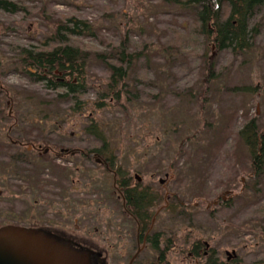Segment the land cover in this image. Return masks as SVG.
<instances>
[{
  "label": "rangeland",
  "instance_id": "1",
  "mask_svg": "<svg viewBox=\"0 0 264 264\" xmlns=\"http://www.w3.org/2000/svg\"><path fill=\"white\" fill-rule=\"evenodd\" d=\"M27 1L35 5L50 3L56 13L74 14L88 20L94 28L109 31L112 42H118L123 30L129 29L135 44L155 34L157 28L167 27L172 18L170 15L176 17L180 12L173 7L157 6L149 0H111L112 13L106 19L99 17L103 10L95 11L93 6L86 4L87 0ZM40 24L24 19L20 14L12 16L0 11V86L8 89L12 100L0 97V159L6 156V152L11 153L2 148L9 143V128L12 124H18L17 130L12 131V139L23 143H28L25 140L29 137L34 136L39 140L43 136L50 143L48 147H54L53 142L65 143L69 135L77 134V138L69 141L84 145L86 138L81 129L88 124L87 119L96 113L89 108L81 116L67 118L69 112L60 109L51 111L41 104L43 100L38 94L30 91L32 87L41 88L43 85L30 80L14 65L19 52L16 46H39L41 38L47 34L45 27ZM27 28L31 31H26ZM110 30L118 34H111ZM83 40L86 46L97 47L99 44L96 38L90 36ZM155 42L156 51L158 42ZM208 43L198 38L191 46V57L183 56L172 63L159 53L146 57L134 67L133 73L146 70L150 80L149 94L157 97L135 104L128 109L127 115L110 107L98 113L96 121L101 123L110 149L117 151L119 158L131 170L144 165L159 169L161 166L173 165L179 178V184L173 185V191L178 192L179 201L191 209L198 204L195 211L185 212L184 215L189 214L190 217L183 215V218L177 219L165 213L157 221V230L175 229L177 240L182 238L183 243L188 234H193L194 238L209 244V252L217 251L218 264H259L257 261L264 258L263 229L250 222L251 218L244 212L260 200L256 183L250 179L249 153L236 140L235 133L242 129L246 120L264 118V29L253 50L240 56L218 52ZM208 60L214 62L213 80L207 70ZM99 70L96 63L87 70L91 83V90L87 94L90 104L96 102L98 86L103 83L97 72ZM199 94H205L204 101H197ZM7 102H11V108ZM9 112L12 118L8 117ZM53 112L66 118L67 123L62 122L61 118L57 119ZM49 134L54 137L51 139ZM188 137L191 139L187 140ZM10 150L15 153L17 150L23 151L21 148ZM36 157L34 154L29 155L33 165L30 172H20L19 167L0 163V193H5L0 198V227L17 221H37L49 215L47 219L50 223H63L70 231H79L111 249L109 264H128L129 257L135 252L132 245L135 232L133 226L123 221L119 214L110 216L107 213L109 209H117L108 194V174L101 168L85 164L81 159L75 160L78 164L73 160L74 164L66 165L69 169H74V166L81 168L74 178L82 183V187L75 191L76 194L65 190L67 195L64 201H60L58 191L52 188L66 180L56 176L52 168L47 167L46 175L40 179L45 177L44 181L47 180L49 185L35 187V176L43 174L47 165ZM56 163L66 166L65 162ZM157 175L163 178V175ZM247 186L248 191L244 190ZM40 187L44 190L37 196ZM94 189L103 202L101 205L95 204L98 197L94 195L92 205L83 206L82 216L75 219L77 223L69 222L68 216L58 215L53 208L48 212L32 206L27 208L34 198L46 196L56 201L59 207L65 205L74 211L78 201L76 196L81 194L80 198H84L85 194H94ZM225 192H233L226 196L231 203L227 206V201L207 211V203L217 200ZM15 198L25 210L10 209L14 206ZM260 202L264 205V198ZM85 219L91 224L90 227L83 223ZM190 245L181 248L177 245L167 253L164 264H204L202 259H196V263L187 259L184 249L190 250ZM227 252L235 253L236 257L228 261ZM156 256L153 251L147 250L137 264H151Z\"/></svg>",
  "mask_w": 264,
  "mask_h": 264
},
{
  "label": "trees",
  "instance_id": "2",
  "mask_svg": "<svg viewBox=\"0 0 264 264\" xmlns=\"http://www.w3.org/2000/svg\"><path fill=\"white\" fill-rule=\"evenodd\" d=\"M153 4L160 7H173L180 10L175 15H170L172 18L168 26L161 29H156L148 38L140 41L139 44L132 42L129 29H124L118 42H112L111 36H108L109 31L102 28H94L88 20L75 16L74 14L56 13L52 10L50 3L44 5L29 4L27 0H0V11L9 15H21L24 19L31 22L41 23L46 30V36L42 37L40 45L37 47H20L17 60L14 65L35 83L43 85L41 88H30V91L38 94L42 105L51 109H60L69 112L67 118L71 116H81L88 109L96 112L91 118L87 119L88 124L81 129L84 134V145H76L69 139L77 138V134H71L64 142L55 143L54 147L50 146L49 141L41 136L39 140L32 136L25 141L29 144H41L44 149L55 148L57 151L61 148H81L86 155L98 154L105 158L111 165L116 163H125L117 151H113L109 147L108 138L104 133L101 123H98L96 115L108 108H116L127 115L128 109L135 104L144 102L150 96V80L147 77L148 72L139 70L134 72V67L144 61L148 56H156L158 53L165 57L170 63L181 59L183 56H192L191 46L198 38L205 39L208 46H213L218 52L229 53L231 56H240L253 50L257 38L261 35L264 29V0H149ZM87 5L94 7V10H103L99 17L108 19L112 13L111 0H87ZM78 8V7H75ZM108 21V20H106ZM28 29V28H27ZM26 31H31L30 28ZM110 33L117 35L118 32L110 30ZM90 36L96 38L99 42L97 47H90L84 44V38ZM158 42V48L155 51L154 44ZM136 45V46H135ZM96 63L99 67L97 71L103 79V83L98 86L96 94V102L90 104L87 98L91 83L87 76V70L91 64ZM183 65V64H182ZM207 70L209 77L213 80L214 62L208 60ZM133 84V85H132ZM0 97L9 99L8 89L0 86ZM205 94H199L197 101H204ZM7 106L11 108V102H7ZM56 113V112H53ZM57 119L67 123L66 118H62L59 114H55ZM8 117L12 118L8 113ZM8 118V120H9ZM11 121V119H10ZM205 123L203 122V127ZM18 124H12L9 128V143L4 145L6 156L0 159V163L8 166L19 167L21 171L30 172L33 168L32 162L29 159L27 150H17L13 152L10 148L11 134L13 130H17ZM198 131V130H197ZM196 131V132H197ZM194 135L193 137H195ZM236 140L242 143L247 149L250 156V179L256 183V191L261 201L264 198V118L248 119L245 121L242 129L235 133ZM52 139L54 136L49 134ZM190 140L191 137L186 138ZM13 140V139H12ZM17 140V139H16ZM20 142V140H17ZM68 141V142H67ZM22 142V141H21ZM19 149V148H18ZM78 158V157H77ZM76 158V159H77ZM38 159L47 163L43 174L35 176L37 181L35 187L49 185L44 181L43 176L46 175L47 167H51L56 176L62 177L69 182V178L74 177L75 168L69 169L68 166L57 165L56 159L51 154L43 153ZM92 167H96L91 162V159L80 158ZM53 165V167L51 166ZM69 164V163H68ZM86 167V165H84ZM91 167V168H92ZM88 168V167H87ZM98 168V167H96ZM123 168V166L121 167ZM164 173L167 168L173 169V165L161 166ZM141 170L143 168H140ZM174 170V169H173ZM18 173V172H17ZM106 173V172H105ZM123 176V173L120 174ZM53 182L51 181V184ZM84 183H89L85 181ZM44 190L40 187L38 194ZM55 190V188H52ZM244 190H249L247 186ZM3 193L0 197L3 198ZM92 193L85 194L83 198V206H91ZM144 194L131 193L129 200L132 202L134 209L140 210L145 202ZM258 201L253 204L244 213L251 218L250 222L260 226L263 229L264 235V205ZM15 202V201H14ZM231 203L229 200L226 205ZM16 205V204H15ZM15 205L13 206L15 209ZM188 210L195 208H187L178 203L177 214H173L177 219ZM172 213L173 207L171 208ZM189 214L184 215V217ZM85 218H88L85 216ZM148 218V217H146ZM138 217L142 225H145V219ZM172 240H168V246L162 253L170 251ZM190 250L184 249L186 252H192L194 259H202L204 264H218L216 258L217 251L211 250L208 257L205 258L200 253L202 248V240L193 237V234H188L186 242H182V238L178 240V247H188ZM200 263V262H199ZM257 263L264 264V258L258 260Z\"/></svg>",
  "mask_w": 264,
  "mask_h": 264
},
{
  "label": "flooded vegetation",
  "instance_id": "3",
  "mask_svg": "<svg viewBox=\"0 0 264 264\" xmlns=\"http://www.w3.org/2000/svg\"><path fill=\"white\" fill-rule=\"evenodd\" d=\"M11 145L13 147L21 148L22 150H27V152L30 154H34L38 158L39 156H42L44 151L46 149L42 148L39 145L36 144H29V143H23L16 140H10ZM49 151L47 153L51 154L54 159H56V162H62L65 164L73 163V160L75 161L76 158H86L91 159V162L96 165V167L103 169V171L108 174L109 177V189L108 194L111 200L117 205V209H109L107 211L108 215L113 216L114 214H119L121 216V219L123 221L128 222L131 226H133L135 237L133 239V248L135 249V252L129 257L130 264L131 260L134 258V256L139 252V255L133 262V264H137V262H140L141 256L146 252L147 250L153 251V253L157 254L155 257V261L151 264H164L165 259L167 256V253L171 250L175 249L178 245L177 240V230L175 229H166L164 231L157 230V221L166 213L168 216H173V214H177V208L179 203V194L178 192H174L175 189L173 185L179 184V178L176 176L177 172L175 168L172 170L167 168L164 173L162 168L159 169L157 167H152L149 165H144L140 168L141 169H135L131 170L129 166H127L126 162L123 163H116L111 165L110 162H108L105 158L98 154H89L86 155L83 151L78 150L81 148L73 147L70 149L67 148H61L58 151L55 148H47ZM45 153V154H47ZM100 160V163H96V160ZM74 163H79L78 161H75ZM73 163V164H74ZM123 166V168H121ZM75 173L80 172L81 168L78 166H74ZM131 172H134V175H131ZM123 173V176L120 174ZM163 175V178H159V175ZM146 176V177H142ZM158 177V178H157ZM70 184L67 182L58 185L55 187V191H58V198L60 201H64L66 197L65 190L68 192H73V194H76V190L79 189V187H82V183L79 181L77 182L74 177L69 178ZM95 192L93 194L98 197V200H96L94 203L97 205H101L103 202L97 192L96 189L93 190ZM137 193V194H144L145 202L143 203V207L140 210L134 209L132 202L129 200V196L131 193ZM164 193V196H162ZM2 194L0 193V196ZM41 194H38L37 196H40ZM81 194H78L76 197L78 201L75 204L76 210H71L67 206L63 205L62 207H59L56 201L51 200L48 197H39L34 198L33 205H27V208H31V206L35 209L38 208L39 210H42L43 212L52 211V208L57 210L58 215L68 216L69 222L76 221L77 223V217H81L83 213V198H80ZM231 195V194H230ZM92 196V197H93ZM1 198V197H0ZM226 199V200H225ZM14 205L15 208H21L25 210L24 206L15 198ZM92 201V200H91ZM228 201L227 198L221 196L218 198V200L207 203L206 209L207 211H211L212 208L218 207L221 203H225ZM182 204V203H181ZM57 205V208L55 206ZM92 205V202H91ZM173 207V212L171 211V208ZM198 204L194 205V208L197 209ZM10 209H14L13 206L10 207ZM195 209V210H196ZM192 210V211H195ZM105 212V211H104ZM106 214V212H105ZM49 215H45L42 218L38 219L37 221H31V222H12V224L8 225H15L18 227H24V228H46V229H56L61 232L64 237L80 246L83 247H93V251L98 255L95 258L96 264H109L110 262V254L111 249L109 250L108 247L103 245L101 241L95 240L88 235H85L83 233H79V231H70L68 228H65V225H62L63 223L57 222L58 224H53L49 222V219H47ZM138 217L146 218L145 219V225L141 224V221L138 219ZM83 222L86 226L90 227L91 224L86 221ZM116 221V220H115ZM11 223V222H10ZM15 223V224H13ZM21 224H24L26 226H20ZM4 225V226H8ZM2 226V227H4ZM171 239V247L172 249L170 251L165 252V256L163 257L162 251L167 248L168 246V240ZM209 249H206V242L202 243V248L200 249V253L203 254L205 261L206 258L209 255ZM187 259L189 261H193L196 263V259L192 256V252L186 253ZM228 257V261H231L235 257ZM142 264H146L142 262Z\"/></svg>",
  "mask_w": 264,
  "mask_h": 264
},
{
  "label": "water",
  "instance_id": "4",
  "mask_svg": "<svg viewBox=\"0 0 264 264\" xmlns=\"http://www.w3.org/2000/svg\"><path fill=\"white\" fill-rule=\"evenodd\" d=\"M48 151L46 149L44 153ZM96 162L100 163V160ZM206 246L208 248L209 245ZM227 255L235 256V253ZM96 256L93 247L80 246L56 229L14 225L0 228V264H96Z\"/></svg>",
  "mask_w": 264,
  "mask_h": 264
}]
</instances>
